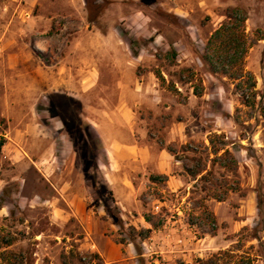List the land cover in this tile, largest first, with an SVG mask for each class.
<instances>
[{"label":"rangeland","instance_id":"obj_1","mask_svg":"<svg viewBox=\"0 0 264 264\" xmlns=\"http://www.w3.org/2000/svg\"><path fill=\"white\" fill-rule=\"evenodd\" d=\"M2 141L0 264H264V0H0Z\"/></svg>","mask_w":264,"mask_h":264},{"label":"trees","instance_id":"obj_2","mask_svg":"<svg viewBox=\"0 0 264 264\" xmlns=\"http://www.w3.org/2000/svg\"><path fill=\"white\" fill-rule=\"evenodd\" d=\"M237 13H238L237 10H231L228 12V14L226 15L227 22L222 24L219 27V29H217L212 34L210 40L208 41V48H207L209 52L210 50L209 47L217 40H223V42L228 44L229 47L226 49H228L229 52L232 51V53H228L229 55L225 57V61H227L230 64L228 65L230 67L236 65L239 60L242 62L247 54L248 49L251 48V44L248 45L246 43L244 31L240 33V28H244L247 18L246 16H244L241 19H237ZM205 60L212 65L213 61L210 56H206ZM213 72L215 73L216 70H214ZM223 72L225 75L230 73L226 71H223ZM231 78L233 79L236 78V80L240 82L238 86L240 90H242L241 95H242V100H243L244 105L246 107H253L255 105L253 100H255L257 96L255 92L256 84L254 82L253 76L249 72H245L241 70L239 73H233L231 75ZM246 81L248 84L244 85ZM195 96H200V94L196 92ZM3 145H4V141L0 143V153H1V149ZM187 172L192 178H197L201 176L200 180L206 179L211 173L206 170H200V169H197L196 171L188 170ZM204 172H206L205 175H203ZM234 191L235 190H233V192ZM217 200L220 202L222 199L218 198ZM144 219L147 223H151L150 217L145 216ZM114 222H116L115 219H114ZM117 224H119V222H117ZM151 233H152L151 229L142 230L139 236L142 239L148 238ZM226 255L229 256V253L222 252V253H219L218 255H215L214 259H216L215 261H220L221 257L226 256ZM212 263L216 264L215 262H211V261L210 262H204L200 260L198 261V264H212ZM231 263L232 264H252V261L250 259L239 258L237 261L225 263V264H231Z\"/></svg>","mask_w":264,"mask_h":264},{"label":"crops","instance_id":"obj_3","mask_svg":"<svg viewBox=\"0 0 264 264\" xmlns=\"http://www.w3.org/2000/svg\"><path fill=\"white\" fill-rule=\"evenodd\" d=\"M64 200H68V198L65 199V197L63 198ZM70 202V201H69ZM66 205H69V211L62 209V208H54L52 215L54 216L53 218L56 220H61V221H65L69 218V216H71V212L72 215L75 216H80L81 214V208H82V199H78V201L75 202H70L69 204L67 203ZM59 207V206H58ZM102 253L105 254V264H114L116 258L118 259L120 256L118 255L119 253L118 250L114 247L111 248L106 246L102 248ZM119 256V257H118Z\"/></svg>","mask_w":264,"mask_h":264}]
</instances>
